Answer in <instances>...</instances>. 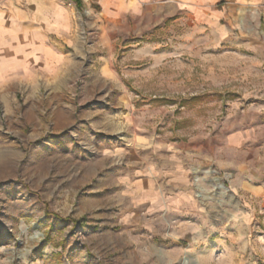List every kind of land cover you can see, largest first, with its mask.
<instances>
[{"label":"rangeland","instance_id":"obj_1","mask_svg":"<svg viewBox=\"0 0 264 264\" xmlns=\"http://www.w3.org/2000/svg\"><path fill=\"white\" fill-rule=\"evenodd\" d=\"M67 1L69 109L0 111V264H264V0ZM159 171L195 196L148 206Z\"/></svg>","mask_w":264,"mask_h":264},{"label":"crops","instance_id":"obj_2","mask_svg":"<svg viewBox=\"0 0 264 264\" xmlns=\"http://www.w3.org/2000/svg\"><path fill=\"white\" fill-rule=\"evenodd\" d=\"M25 1L26 8L5 9L8 20L0 29V111L7 116L10 125L18 117L35 115L40 106L38 92L41 88L46 87L51 92L49 105L56 103L61 108L69 109L66 108L71 100L67 96L68 88L74 80L73 74L79 70L80 51L84 50L85 32L76 28L75 14L67 0H37L36 4ZM109 1L102 0L101 4L108 3L107 6H110ZM107 6L102 12L103 17L111 20L115 17ZM134 7V2H131L127 9L132 10ZM121 9L118 8L117 12H121ZM19 87L28 91L27 103L24 105L17 104L16 93L12 94ZM2 128L0 115V130ZM193 150L197 152V149ZM179 167V162H166V165H158L157 169L175 172ZM187 177L175 178L169 186L163 181V173L160 171L146 177L142 181L147 185L144 193L150 198L147 205H154V201H157L155 204L163 203L168 209L171 205L164 199L167 188L178 191L187 199L195 196L191 187L186 185ZM168 201L170 203L171 198ZM184 203L186 201L180 198L178 204L182 206Z\"/></svg>","mask_w":264,"mask_h":264},{"label":"trees","instance_id":"obj_3","mask_svg":"<svg viewBox=\"0 0 264 264\" xmlns=\"http://www.w3.org/2000/svg\"><path fill=\"white\" fill-rule=\"evenodd\" d=\"M78 6L82 5V0H73Z\"/></svg>","mask_w":264,"mask_h":264}]
</instances>
